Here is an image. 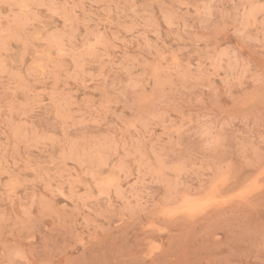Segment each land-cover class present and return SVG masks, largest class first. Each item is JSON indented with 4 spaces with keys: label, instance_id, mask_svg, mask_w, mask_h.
<instances>
[{
    "label": "snow or ice",
    "instance_id": "1",
    "mask_svg": "<svg viewBox=\"0 0 264 264\" xmlns=\"http://www.w3.org/2000/svg\"><path fill=\"white\" fill-rule=\"evenodd\" d=\"M50 7L47 3L0 0V56H4V59H0V73L6 76L9 74L6 53L11 49L13 41H19L23 32L32 33L25 42L24 55H27L28 49L37 41H42L45 48L53 45L61 49L58 56H53L48 48L43 54L47 60L34 58L33 63L28 66L27 74L23 70L15 74L18 79H23L26 75L37 83H41L42 77H49V80L43 81L39 92L34 90L28 93L31 97L29 106L35 111L40 101L46 98L43 93L49 81L53 77L56 80L64 77L65 56L79 54L74 61L77 68L68 69L67 79H79V73L87 70L88 63L98 61L99 76L105 87L100 103L90 111L92 122H106V117L113 112L114 99L117 103L122 99L129 112V115L121 113L117 118L122 132L127 130L128 134H139L144 131L147 134L154 123L165 120V143L169 147H166L167 154H162L159 158L155 174H165L168 177V192L155 203L151 200L145 202L144 185L139 176L135 177V182L129 184L128 188L122 189L123 178H118L115 173L110 174L96 185V194L90 196L106 205L103 212L98 210L96 216L89 215L91 208L87 201L84 202V208L81 209H87L84 211L85 218L81 221L86 228L84 234L81 235L72 227L70 240L44 249L37 246L36 233L40 227L39 220L48 213L50 207L47 192L40 194L38 187L46 184V177L37 174L28 181L20 174L6 171L3 175L7 177V199L3 203V211H0V225L3 226L4 233L0 236V248L4 250L5 257L0 260V264H205L203 260L161 259L163 248L156 242L158 238L154 234L167 231L166 225L171 222L191 220L228 201H238L248 208H254L259 199L260 207L264 208V0H245L239 5L201 4L194 0L193 3L181 5L195 7L199 24L189 33L188 23L185 21L184 32L178 33V40L187 37L197 46L200 42L215 44V50L220 52V43L217 41L227 43L232 38L235 39L234 44H229L223 50L228 53L223 88H217L213 95L211 88L207 93H201L197 86L200 81L210 82L218 74V70L224 71V58L211 56L205 66L199 67V71L197 66L189 65L187 71L181 73V87L186 90L183 98H170L166 95L170 87L174 88L180 83L175 81L171 73L177 70V66H183V49L176 51L165 48L164 54L158 59L142 65L140 75H137L135 67L136 58L128 55L123 48L115 49V40L108 34L107 25L120 23L123 26V22L117 21L110 10L114 7L119 10L126 5L94 4L93 7L99 8L102 13L107 11V15H100L96 19L89 17L86 3L72 5L74 9L85 10L83 18L75 16L72 20L73 31H76L78 24L83 26L81 30L84 34L80 39H76L67 28L63 32L48 33L47 37L43 28L33 31L43 22L41 10ZM135 7L151 9L154 5L138 3ZM160 7L165 10L161 22L169 29L179 27L175 12L167 11L174 9V6L161 4ZM91 16L96 17V12L93 11ZM65 23L67 25V18ZM80 64L84 65L83 69ZM109 64L112 65V70L106 76ZM145 79L152 83L146 85ZM229 90H234L235 94ZM6 91H12L10 85ZM51 91L55 96V84ZM257 92L261 102L259 110L252 102ZM158 94L167 101V107L163 110L158 108ZM225 95L227 99L224 98ZM71 135L74 133L66 128L64 136L58 139L63 141ZM116 147L119 155V144ZM127 151L128 146L125 144V152ZM204 161H207V165ZM196 165L206 167L210 178L207 194H188L173 203L172 194L182 190L180 181ZM120 168L133 173L137 171L132 157L128 155L121 160ZM30 171L37 172L34 168ZM234 176L243 181L239 191L225 200L217 199V189ZM173 178L175 185L171 182ZM29 183L35 189L31 197L32 203L28 205L26 201H20V214L15 215L16 192ZM9 204L12 205L13 214L8 212ZM116 210L124 214L125 218L131 215L140 226L142 235L138 243L113 247L112 255H107L110 234L108 229L97 222V217L101 214L111 217ZM70 223L67 218L61 221L65 226ZM47 236L48 233L43 232L42 238ZM216 240L219 243L220 237H216ZM229 247L232 248L229 256L239 255L241 259L209 260L207 264H264V219L258 229L249 228L244 232L241 246ZM101 248H104L105 256L99 255ZM93 253L95 255H91Z\"/></svg>",
    "mask_w": 264,
    "mask_h": 264
},
{
    "label": "rangeland",
    "instance_id": "2",
    "mask_svg": "<svg viewBox=\"0 0 264 264\" xmlns=\"http://www.w3.org/2000/svg\"><path fill=\"white\" fill-rule=\"evenodd\" d=\"M28 3H47L51 5L48 9L41 10L43 22L37 25L33 31L45 30V37L51 32H63L65 28L71 32L76 39L83 36L82 24H78L76 31H73L72 20L75 16L83 18L84 9H74L71 7L76 3H86L87 13L91 19H96L100 15H107V11L101 12L99 8H94V4L119 3L126 5L117 10L115 7L110 11L120 23L107 25L108 34L115 40V49L123 48L128 55L137 60V75L141 74L142 65L150 60L158 59L164 54L165 48L180 51L183 57V66H177V70L171 73L175 81H179L176 86L170 87L166 95L168 97L183 98L185 89L181 87V73L187 71L189 65L199 67L205 66L211 56H222L225 60L224 71H219L208 83L198 82L201 93H207L209 88L215 90L223 88V76L226 74L228 53L223 51L229 44H234L232 38L227 43L219 42L221 51L215 50V44L200 42V45L192 43L189 38L178 40V33L184 32L183 24L188 23L189 33L193 27H198L199 21L195 16L196 9L181 7L194 0H22ZM198 3H236L243 4L245 0H195ZM138 3L154 5L151 9L137 8ZM161 4L173 5L178 17L179 27L169 29L161 21L163 20ZM95 11L96 17L91 13ZM243 11V9H241ZM27 15V13H25ZM65 18L68 23L66 25ZM95 25H93L94 27ZM104 29H101L103 31ZM31 32H23L19 41H13L11 49L6 53L9 74L0 73V211H3V203L7 199L6 181L3 174L11 171L14 174L22 175L26 180L31 181L37 174L46 177V184L39 185L40 194L47 192L50 207L48 213L39 220L40 227L37 228L36 244L47 249L50 245H62L66 240L71 239V228L75 227L81 235L86 228L81 221L85 218L84 202L87 201L91 208L89 215L96 216L97 211L101 213L106 205L90 198L96 194V185L110 174L115 173L118 178H123L121 188H128V185L135 182V177L139 176L140 182L144 185L145 202L151 200L153 203L164 198L168 192V177L165 174H155L158 170V160L162 154L166 153L165 143V123L161 119L153 124L147 134L141 131L139 134L121 131V123L118 117L121 113L129 115L126 106L121 99L120 102L113 101V112L106 117V122H92L90 118L91 109L95 108L104 96V83L99 76L98 61H91L87 65L86 71L79 73V79H67L71 68H77L76 56L64 57V77L56 80L53 77L47 89L43 93L46 97L37 105V110L29 106L31 97L28 93L39 92L44 80L49 77H42L41 83L35 79H18L15 74L21 70L25 74L28 66L33 63L34 58L47 57L43 54L51 49L53 56H58L61 49L49 45L43 46L42 41H37L27 55H24L25 42L31 37ZM80 46L83 44L81 42ZM211 49V52L209 51ZM37 54H40L38 57ZM109 55L111 52L108 53ZM123 55L121 59H123ZM4 59V56H0ZM83 69L84 65L80 64ZM112 70L109 64L107 76ZM144 83L152 82L145 79ZM191 83V81H189ZM53 84L56 85L55 96L51 91ZM11 86L12 91L6 89ZM27 90V91H26ZM151 91V88L148 89ZM232 91L235 94L234 90ZM227 99V96H224ZM160 102L158 108L163 110L167 107V101L157 95ZM254 107L259 110V93L252 98ZM105 103L107 100L105 99ZM174 118V117H173ZM69 128L74 133L66 137L63 141L58 138L64 136L65 129ZM54 138H56L54 140ZM119 144V155L117 147ZM125 144L128 151L125 152ZM131 156L132 163L136 167V172L122 171L120 162L124 156ZM207 165V161L203 162ZM191 167V166H190ZM36 169L32 172L30 169ZM175 185L174 178L171 181ZM242 180L235 176L227 183L222 184L217 189V199L225 200L227 197L238 192ZM210 184L206 167L196 165V167L184 175L180 181L181 191L172 194L173 203L178 202L185 195L199 196L207 194ZM130 190V189H129ZM63 192V195L60 193ZM35 193L32 184H25L17 190V210L15 215H19L20 201H26L31 205V197ZM75 198V200L73 199ZM116 203V201H113ZM121 205L123 202H120ZM9 214H13L12 205H8ZM67 218L71 221L67 226L61 221ZM264 219V208L260 207L259 199L254 208H248L240 202L228 201L219 207L200 214L199 216L185 220L180 219L169 223L167 231H159L154 235L158 238L156 242L161 245L163 252L161 259L165 260H203L205 264L209 260H233L241 259L239 255L229 256V252L234 247L241 246L243 234L249 228L258 229L261 220ZM97 222L103 228L108 229L110 239L107 243V255H112V248L127 243L131 246L138 243L140 236V226L131 215L125 218L119 210L111 217L100 215ZM42 229V230H41ZM43 232L48 236L43 237ZM3 226L0 225V236H3ZM216 237H220L218 243ZM91 255H95L94 253ZM100 256H105L104 248L100 249ZM5 252L0 248V260L4 259Z\"/></svg>",
    "mask_w": 264,
    "mask_h": 264
}]
</instances>
